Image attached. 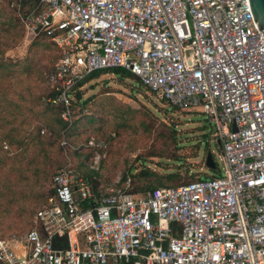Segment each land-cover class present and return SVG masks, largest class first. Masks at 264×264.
I'll return each mask as SVG.
<instances>
[{
  "label": "built area",
  "instance_id": "obj_1",
  "mask_svg": "<svg viewBox=\"0 0 264 264\" xmlns=\"http://www.w3.org/2000/svg\"><path fill=\"white\" fill-rule=\"evenodd\" d=\"M0 4L55 45L44 79L64 120L79 81L119 68L171 106L200 109L220 160L218 175L139 192L129 174L95 187L67 161L33 226L0 236V264H264V33L247 0ZM83 146L97 171L106 142Z\"/></svg>",
  "mask_w": 264,
  "mask_h": 264
},
{
  "label": "rangeland",
  "instance_id": "obj_2",
  "mask_svg": "<svg viewBox=\"0 0 264 264\" xmlns=\"http://www.w3.org/2000/svg\"><path fill=\"white\" fill-rule=\"evenodd\" d=\"M57 56L50 40L26 34L17 15L0 4V236L33 226L54 171L67 161L84 170L89 139L106 142L95 187L127 174L137 192L210 175L209 151L220 165L212 126L200 109L171 106L137 77L111 71L82 85L84 102L74 104L72 126L61 138L58 110L44 86ZM79 144L82 152L73 148Z\"/></svg>",
  "mask_w": 264,
  "mask_h": 264
},
{
  "label": "trees",
  "instance_id": "obj_3",
  "mask_svg": "<svg viewBox=\"0 0 264 264\" xmlns=\"http://www.w3.org/2000/svg\"><path fill=\"white\" fill-rule=\"evenodd\" d=\"M14 14H15V12L12 10V9H10ZM16 15V14H15ZM40 38H45V37H42V36H39ZM56 59H57V57H56ZM106 71H111V72H113V73H115L116 75H119V76H121V77H123V76H133L130 72H128V71H123V70H121V69H119V68H111V69H101V70H96V71H93V72H91V73H89L88 75H86L81 81H79L76 85H75V90H74V100H73V105H72V111H73V106H74V104L75 103H77V102H79V100H81V102H84V101H82V92L80 91L81 90V87H82V85L85 83V82H87L88 80H90V79H93V78H95V77H97L98 75H100L101 73H103V72H106ZM135 77V76H134ZM44 86H45V88L47 89V94H46V97H47V101L50 103V105H52V106H54L55 108H57V110H58V116H59V120L61 121V123H62V127H61V129H60V131H61V135H63L61 138H63V137H65L64 136V134L66 133V131H68L69 130V128L72 126V124H69L68 123V121H66V120H63L61 117H60V114H61V111H62V108H63V106L61 105V104H53V103H51L49 100H48V98L50 97V96H52L53 94H54V92L53 91H51L50 89H48V87L44 84ZM73 113V112H72ZM43 133L45 132V130L44 131H42ZM67 136V135H66ZM67 139H68V136L66 137ZM87 139L88 138H86L85 140H84V142L85 141H87ZM68 142H70V143H73V142H71L69 139H68ZM60 144H61V140H60ZM73 144H75V143H73ZM62 147H63V145H62ZM213 156V155H212ZM66 163V162H65ZM65 163H63V164H65ZM214 163H215V166L213 167V168H209L210 170H211V172H212V174H210V175H198L196 178H198V177H208V176H212V175H218V174H220V170H219V167H218V163L214 160ZM63 164H61V165H63ZM60 165V166H61ZM74 167H76V168H78V166H76V165H73ZM78 169H80V168H78ZM82 170V169H81ZM97 173V171H89V170H86L85 168H84V170H83V174L85 175V177H87L90 181H92L93 182V180H92V177H93V175H95ZM175 176V174L174 173H172V174H169V178H172V177H174ZM123 179V178H122ZM195 179V178H194ZM194 179H192V180H194ZM192 180H186V181H183V182H188V181H192ZM181 183V182H180ZM176 184H178V183H176ZM162 185H174V184H163V183H161V182H158L157 184H155V185H149V186H147L146 188L147 189H152V188H154V187H158V186H162ZM95 186V185H94ZM97 187H98V185H97ZM132 189L133 190H135L134 189V185H132ZM43 202V201H42Z\"/></svg>",
  "mask_w": 264,
  "mask_h": 264
},
{
  "label": "water",
  "instance_id": "obj_4",
  "mask_svg": "<svg viewBox=\"0 0 264 264\" xmlns=\"http://www.w3.org/2000/svg\"><path fill=\"white\" fill-rule=\"evenodd\" d=\"M247 1L258 29L264 33V0ZM205 165L208 168L215 166L211 151L206 154Z\"/></svg>",
  "mask_w": 264,
  "mask_h": 264
}]
</instances>
